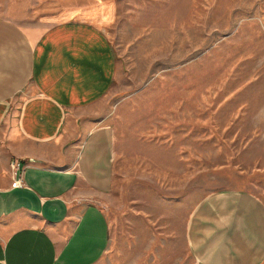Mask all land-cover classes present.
Segmentation results:
<instances>
[{"label": "rangeland", "instance_id": "1", "mask_svg": "<svg viewBox=\"0 0 264 264\" xmlns=\"http://www.w3.org/2000/svg\"><path fill=\"white\" fill-rule=\"evenodd\" d=\"M75 16L119 59L101 105L116 170L98 264H195L184 226L204 196L264 200V0H0L23 27Z\"/></svg>", "mask_w": 264, "mask_h": 264}, {"label": "crops", "instance_id": "2", "mask_svg": "<svg viewBox=\"0 0 264 264\" xmlns=\"http://www.w3.org/2000/svg\"><path fill=\"white\" fill-rule=\"evenodd\" d=\"M119 67L96 22L0 17V264H98L111 242L115 132L101 108ZM20 160L14 174L11 162ZM21 177L24 187H12ZM195 264H263L264 200L204 196L185 220Z\"/></svg>", "mask_w": 264, "mask_h": 264}, {"label": "built area", "instance_id": "3", "mask_svg": "<svg viewBox=\"0 0 264 264\" xmlns=\"http://www.w3.org/2000/svg\"><path fill=\"white\" fill-rule=\"evenodd\" d=\"M22 169V163L20 160L14 159L11 162V172L14 174V176L17 174L18 171H20ZM13 176V183H12V187L16 188V187H24L25 183L23 181V179L21 177H14Z\"/></svg>", "mask_w": 264, "mask_h": 264}]
</instances>
